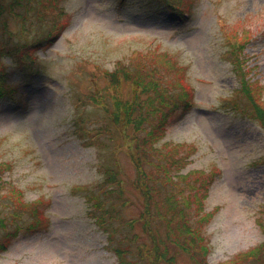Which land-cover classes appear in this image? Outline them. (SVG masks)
I'll return each instance as SVG.
<instances>
[{
    "label": "rangeland",
    "instance_id": "374dc122",
    "mask_svg": "<svg viewBox=\"0 0 264 264\" xmlns=\"http://www.w3.org/2000/svg\"><path fill=\"white\" fill-rule=\"evenodd\" d=\"M58 4L65 11L59 29L42 45L26 49L37 53L39 72L31 75L15 67L19 56L0 58L9 82L17 85L13 96L0 98V161L9 165L1 173L9 181L1 186L6 197L0 201L11 200L12 186L26 200H47L42 208L46 225L11 237L7 249L0 251V264H118L112 249L117 242L108 243L84 200L86 189L94 190L103 181L104 166L115 167L124 180L129 201L126 206L115 202L122 218L140 220L121 230L137 234L135 244L148 241L140 215L145 200L132 185L137 169L130 143L123 137L135 133L109 122L100 134L103 144H86V136L80 137L73 123L82 117L87 128L102 124V109L90 100L83 106L77 99L90 97L95 85H106V78L98 76L100 68L113 67L116 59L134 49L166 54L182 68L179 85L192 94L193 104L177 110L156 145L162 152L187 153L185 170L213 172L203 198L204 210L211 215L201 225L208 262L264 264V253L241 257L264 239L258 223L264 219L259 210L264 202V133L255 120L222 106L223 96L237 86L232 62L225 55L226 35L234 28L239 33L250 30L243 50L245 64L253 67L249 76L258 79L264 97V0H183L181 16L170 13L159 0H58ZM45 18L42 24L33 20L37 36L52 22L51 14ZM7 24L8 30L19 31V22L8 14ZM165 142L167 149L161 145ZM143 168L155 173L150 163ZM151 223L164 221L155 218ZM177 264L193 262L179 250Z\"/></svg>",
    "mask_w": 264,
    "mask_h": 264
},
{
    "label": "trees",
    "instance_id": "16d2710c",
    "mask_svg": "<svg viewBox=\"0 0 264 264\" xmlns=\"http://www.w3.org/2000/svg\"><path fill=\"white\" fill-rule=\"evenodd\" d=\"M159 1L170 13L177 16L185 11L182 8L183 0ZM16 7H20V11ZM64 13L58 0H8L7 3L0 0V28L3 30L0 33V58L10 54L14 58L19 56L18 60L16 58L18 63L15 61V67L31 75L32 72H39L42 64L37 53L26 49L42 45L51 39L59 29L58 22ZM7 14L19 22L18 32L8 30ZM48 14H51L52 22L43 31L44 34L37 36L33 31V20L36 19L42 24ZM230 32L232 35H226L227 48L224 54L232 62L237 86L223 96L222 106L255 120L264 133L263 89L258 84V79L249 76L253 67L245 64L247 56L243 53L251 39H248L250 30L244 28L239 33L234 28ZM90 64L97 69L99 67L95 63ZM175 65L162 52L131 50L129 54L116 59L113 67L100 68L101 73L98 76L106 78V85L100 88L95 85L90 97L85 94L83 98L77 99L83 106L90 100L103 111V125L95 128H87L86 118L74 119L75 132L81 131L77 134L80 137L86 136V144H103L100 134L102 127L109 122H113L118 128H131L135 133L127 135L126 132L123 137L130 143V157L137 169L132 185L141 191L145 200V207L140 215L149 237L148 241L135 244L137 234H129V231H122L120 228H131L140 220H124L120 210L116 208V200L122 206H126L129 200L124 193V180L119 177L115 167H102L103 181L99 182L100 185L95 191L87 188L84 193V200L90 208L88 213L97 226L106 232L108 243L117 242L112 249L118 256V264H177L179 250L187 253L193 264H210L207 260L206 236L201 225L211 215V212L204 210L203 198L213 172L185 170L187 153H173V150L162 152L161 146L156 145L165 135L167 122L176 115L177 110L179 112L188 109L193 104L192 94L179 85L178 76L182 68ZM8 79L6 65L0 59V98L13 96L17 91V85L11 84ZM167 144L165 142L161 145L167 149ZM146 163L153 166L155 173L143 168ZM6 169H9L8 163L0 161V198L6 197L1 190L2 184H8L9 181H4L1 176ZM11 188V200L0 201V251L7 249L11 237L38 230L47 223L42 210L47 202L44 197L26 200L19 188ZM259 210L264 214V202ZM155 218H161L165 225L151 223ZM258 223L264 233V219ZM161 228H164L163 233L166 236ZM117 234L120 235L119 238L116 237ZM131 244H135V249ZM173 246L176 249L172 251ZM263 253L264 239L249 248L241 257L259 256Z\"/></svg>",
    "mask_w": 264,
    "mask_h": 264
}]
</instances>
